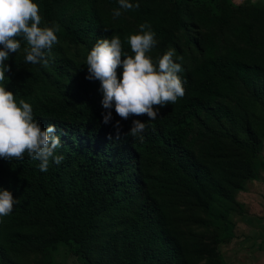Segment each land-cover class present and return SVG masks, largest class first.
<instances>
[{
	"label": "trees",
	"instance_id": "16d2710c",
	"mask_svg": "<svg viewBox=\"0 0 264 264\" xmlns=\"http://www.w3.org/2000/svg\"><path fill=\"white\" fill-rule=\"evenodd\" d=\"M34 2L40 26L59 27L58 43L46 53V65H33L25 62L27 42L18 38L21 50L5 61L11 70L3 84L17 103L32 105L42 128L56 126L62 140L57 154L64 159L41 172L26 153L23 160L0 158V190L20 200L0 218V264H21L14 258L23 252L61 243L79 264H195L176 227L174 203L208 214L215 197L243 174L238 159L259 154L250 119L256 111L264 114V38L255 36L264 30V6L234 23L236 8L226 2L215 3L216 9L206 2L193 8L189 0H130L139 9H122L126 17L119 19L101 6L119 8L118 0ZM145 22L156 33L155 62L170 49L190 57L191 63L173 57L183 69L178 75L185 95L161 108L154 121L146 115L122 120L113 108L112 121L104 124L100 82L85 79L86 56L98 39L113 35L134 55L126 38ZM214 27L227 28L234 39L225 52L199 31ZM181 33L186 51L194 48L198 56L182 49ZM64 45L77 53L67 54ZM133 119L149 125L143 142L125 135ZM213 123L219 130L209 127ZM194 132L204 136L203 156L191 146Z\"/></svg>",
	"mask_w": 264,
	"mask_h": 264
},
{
	"label": "clouds",
	"instance_id": "9594fccd",
	"mask_svg": "<svg viewBox=\"0 0 264 264\" xmlns=\"http://www.w3.org/2000/svg\"><path fill=\"white\" fill-rule=\"evenodd\" d=\"M119 8L113 11L114 17L121 16V9H139V3L118 0ZM39 5L34 0H0V158L8 161L23 160L25 153L32 160L39 161L38 168L47 172L50 163L61 164L63 155L57 150L62 140L56 134L54 124L42 128L34 118L32 105L24 99L17 103L12 91L6 90L3 82L11 69L5 63L10 54L21 50L22 38L28 47L23 49L25 62L33 65L48 63L46 53L58 43L57 25L41 27ZM156 33L147 22L139 25V32L127 37L130 45L129 55L124 51L121 38L113 35L100 38L86 56L89 81H99L102 93L101 104L103 123L112 121V109L122 119L147 116L154 121L160 109L175 104L185 95L183 81L178 73L183 71L180 63L174 61V50H168L154 62L147 55L156 45ZM118 69L122 72L118 75ZM113 127L115 139L121 137L120 121ZM149 125L146 121L133 119L127 136L143 142ZM109 139H112L110 136ZM8 190H0V218L8 216L15 205L19 204Z\"/></svg>",
	"mask_w": 264,
	"mask_h": 264
},
{
	"label": "rangeland",
	"instance_id": "374dc122",
	"mask_svg": "<svg viewBox=\"0 0 264 264\" xmlns=\"http://www.w3.org/2000/svg\"><path fill=\"white\" fill-rule=\"evenodd\" d=\"M162 1L166 2V0ZM199 2L210 3L216 9L220 6H216L215 3L226 2L230 7L236 8L233 13L234 23L241 17L249 18L254 9H261L264 6V0H189L193 8ZM101 6L110 13L113 19L126 17L122 9L121 16L114 17L113 11L117 8L106 7L107 5L104 4ZM199 31L204 38L211 39L220 52H225L234 43L227 28L214 27L208 30L199 29ZM194 33V36H198L197 32ZM255 36L257 40L264 38V30L257 29ZM179 38L180 46L186 51L188 46L184 41L185 34L181 33ZM63 50L69 55L77 53V49L73 46L64 45ZM155 52V47H153L147 54L154 62ZM187 53L198 56L194 48ZM174 58L191 63L190 57L183 59L176 51ZM239 94L240 96L246 95L242 90ZM226 102L231 107L233 106V100ZM250 124L254 131L253 137L257 140L259 154L249 161H247L246 154H243L245 162L241 158L238 159L243 174L237 178L233 177L234 186L232 185L229 191L215 197L209 213L204 214L187 202L176 201L174 203L176 210L173 215L177 221L176 227L183 232L188 248L194 255L195 264H264V114L256 111L255 117L250 119ZM242 126L237 133H243ZM209 127L219 130V126L215 123L210 124ZM203 133L207 135L209 131ZM203 137L195 132L191 137L192 148L199 151L201 156L204 154L201 150ZM247 171H249L248 174ZM200 219H205V225L200 223ZM14 259L21 264H79L70 249L62 243L45 251L28 250Z\"/></svg>",
	"mask_w": 264,
	"mask_h": 264
}]
</instances>
